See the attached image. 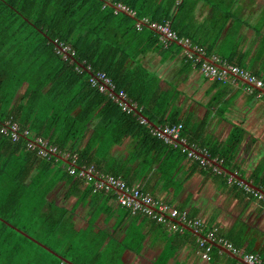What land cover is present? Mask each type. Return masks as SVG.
<instances>
[{
  "label": "trees",
  "instance_id": "1",
  "mask_svg": "<svg viewBox=\"0 0 264 264\" xmlns=\"http://www.w3.org/2000/svg\"><path fill=\"white\" fill-rule=\"evenodd\" d=\"M198 1L0 0V124L12 119L22 130H31L74 156L78 166L93 164L99 172L122 177L130 185L155 169L172 181L184 160L214 173L213 163L201 165L188 156L185 146L159 137L156 128L182 124L181 139L205 149L211 159L224 158V165L244 130L234 129L224 151L204 142L200 128L205 123L191 131L178 113L169 114L171 95L160 92L159 78L140 62L142 55L163 46L157 31L149 25L138 28L137 23L145 18L170 21L180 38L196 42L191 28ZM119 4L135 14L117 12ZM212 6L219 8L215 19L222 14L223 20L233 17L232 10ZM61 45L69 50L60 51ZM204 46L207 53L214 51ZM99 71L112 80L117 93L127 94L149 122L134 110L124 111L107 93L90 85L91 73ZM128 137L137 141L129 160L141 162L138 172L121 166L109 170L106 156ZM27 143V136L14 142L0 131V264H68L12 225L75 264H125L123 254L130 245L96 231L94 224L77 229L74 211L50 199L60 182L71 187L67 196L82 189L86 198L94 193L90 182L71 175L62 160H46L36 150H28ZM259 185L264 189V180ZM113 193L101 192L116 201ZM227 239L242 247L243 239Z\"/></svg>",
  "mask_w": 264,
  "mask_h": 264
},
{
  "label": "crops",
  "instance_id": "2",
  "mask_svg": "<svg viewBox=\"0 0 264 264\" xmlns=\"http://www.w3.org/2000/svg\"><path fill=\"white\" fill-rule=\"evenodd\" d=\"M213 4H220L226 12L232 10L233 17L223 20V14H219L220 19H215L219 8ZM192 26L191 33L198 38L193 46L214 47L210 53L205 47L208 60L213 61V56L228 58L264 80V0H199ZM191 48L183 44L155 48L142 55L140 62L159 78L160 92L171 95L169 114L178 113V119L191 131L205 123L200 128L202 140L221 147V151L228 146L236 127L244 130L241 143L232 150L226 165L222 157L210 158L224 175L203 171L184 160L172 181L163 179L155 169L133 185L171 207L188 210L192 218L202 219L206 224L203 236L217 228L226 238L243 239L246 251L264 258V199L226 177L233 176L229 174L232 172L241 178L233 176L237 181L263 189L259 183L264 180V87L251 85L246 90L242 79L227 84L207 79L199 66L186 60L187 52H193ZM25 89L26 85L22 92ZM132 108L141 116L136 106ZM92 133L93 129L86 143ZM136 143L128 137L113 145L106 156L109 170L117 166L138 172L141 162L129 160ZM70 189L60 182L50 199L74 211L77 229L94 224L96 231L108 232L117 242L130 245L123 254L125 264H249L243 257L237 255L244 259L238 260L215 245L211 259H204L198 243L200 236L181 221H177L180 229H175L173 223L156 222L127 211L114 199L104 197L101 192L105 191L83 198L85 190L67 196Z\"/></svg>",
  "mask_w": 264,
  "mask_h": 264
},
{
  "label": "built area",
  "instance_id": "3",
  "mask_svg": "<svg viewBox=\"0 0 264 264\" xmlns=\"http://www.w3.org/2000/svg\"><path fill=\"white\" fill-rule=\"evenodd\" d=\"M119 11L127 12L130 15L135 14V11L122 4L117 6V12ZM143 25H149L152 29L157 31L160 42L165 47H169L172 43L192 47L193 52H187L186 60L199 66L207 79L222 84L236 82L237 79H242L246 83V90H250L252 87L251 85L264 87V80L238 65L229 63L224 58L221 59L217 56H213V61L208 60L206 58L205 47L200 45L193 46L188 38H180L177 32L174 31L170 21L157 23L145 18L137 23L138 28H141ZM60 48V51L65 53L69 50L68 46L63 47L61 45ZM57 49L59 48L57 47ZM89 81L92 87L97 88L100 92L107 93L114 101L118 102L124 111L129 112L130 110H133V106H136L132 104L124 91L117 93L115 85L106 73L102 71L97 73L92 72ZM140 117L143 122H147L144 117ZM182 127V124L168 126L165 129H156V133L159 137L165 139L167 143L170 142V144L173 145H187L188 147H185V150H187L188 156L198 159L201 165L211 163L210 156L205 149L201 150L195 146H190L184 139L180 138ZM0 131L2 134L9 136L14 142L19 141L22 136H27L28 150H36L37 154L46 160H62L63 167H65V169L76 178H82L87 182H90L93 186L94 192H115L117 196L116 202L132 213H141L160 223H173L175 229H180V226L177 225V221L185 223L200 233H202L206 227V224L202 219L198 217H190L188 210L171 207L170 205L159 201L151 194L144 192L139 185H130L122 177L101 173L93 164L78 166L74 156L60 150L59 146L52 144L42 136L36 135L31 130H22L21 126L12 119L0 124ZM214 172L221 174V170L215 166ZM228 180L231 183L236 182L239 186L246 188L264 199L263 194L250 188L242 181H237L233 176H229ZM209 241L223 245L234 254L243 257L249 264H264V258L259 254L248 252L245 248L235 245L232 241L222 236L217 228L209 229L204 237L198 238L202 257L206 260L211 259L215 247L214 244Z\"/></svg>",
  "mask_w": 264,
  "mask_h": 264
},
{
  "label": "water",
  "instance_id": "4",
  "mask_svg": "<svg viewBox=\"0 0 264 264\" xmlns=\"http://www.w3.org/2000/svg\"><path fill=\"white\" fill-rule=\"evenodd\" d=\"M145 119H146V118H145ZM146 121L149 122L148 119H146ZM150 124L153 125L152 123H150ZM156 129H159V128L157 127ZM229 174L235 176L238 180H241V178H240L237 174H234V173H232V172H229ZM242 182H243L244 184H247V185H248L247 182H246V183H245L244 181H242ZM252 188L255 189V190H257L259 193H261V194L264 195V190H263V189L258 188V187H255V186H253V185H252ZM183 226H184L185 228L191 230L192 232L196 233L198 236H200V237H204V236L202 235V233L196 231V230L193 229L192 227H190V226H188V225H186V224H183ZM12 227H13L14 229H16L17 231L21 232V233H22L23 235H25L26 237L32 239L33 241H35L36 243H38L39 245H41V246L44 247L45 249H47V251H50V252L56 254V255H57L59 258H61L64 262H66V263H68V264H75V263L71 262L70 260L64 258L63 256L59 255L58 253H56V252L53 251L51 248H49V247L46 246L45 244L41 243V242L38 241L37 239L33 238L31 235H29V234L26 233L25 231H23V230H21V229L15 227V226H13V225H12ZM209 242L213 243L216 247H218V248H220V249H223L224 252H227V253L230 254L232 257H234V258H236V259H238V260H244V259L240 258L239 256L233 254V252H231L230 250H228L227 248H225L223 245H220V244L215 243V242H212V241H209Z\"/></svg>",
  "mask_w": 264,
  "mask_h": 264
}]
</instances>
